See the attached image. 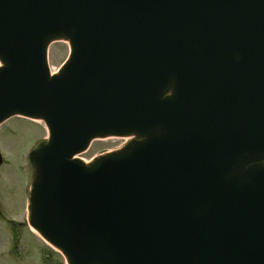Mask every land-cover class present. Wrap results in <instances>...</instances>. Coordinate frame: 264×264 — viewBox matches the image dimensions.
<instances>
[{"label": "water", "instance_id": "1", "mask_svg": "<svg viewBox=\"0 0 264 264\" xmlns=\"http://www.w3.org/2000/svg\"><path fill=\"white\" fill-rule=\"evenodd\" d=\"M0 63V123L47 127L29 222L68 264H264V0H0Z\"/></svg>", "mask_w": 264, "mask_h": 264}, {"label": "rangeland", "instance_id": "2", "mask_svg": "<svg viewBox=\"0 0 264 264\" xmlns=\"http://www.w3.org/2000/svg\"><path fill=\"white\" fill-rule=\"evenodd\" d=\"M67 53L68 45L63 41H56L50 45L48 50V63L50 71L56 72L58 70L63 60L66 58ZM45 136L46 131L41 121L37 122L20 117H12L0 125V152L3 153L8 165L10 164V166L7 168L6 174L18 182L17 184H13L12 187L26 188L29 186V184H31L32 176L30 179H28V183L26 185L22 183L19 184L21 178L23 177L20 175L17 166L19 167L20 165L21 171L23 172L26 154L37 144L38 141H41ZM129 141H131L130 137L95 139L90 142L88 148L85 151L77 155V159L82 161L84 164H89L92 160L104 153L121 149ZM31 171H29L30 174ZM25 172L26 170H24L23 173ZM4 174L5 173H1L0 177H4ZM23 181H25L24 178ZM11 190L13 191L15 188H11ZM25 233L28 235V232L25 231ZM32 238L33 241L29 240V244L31 245L32 249L37 252L38 249L36 246H43L38 240H36V238ZM13 262V260L8 259L6 256L3 257L2 261L0 260V264H15ZM63 263L65 264L64 260Z\"/></svg>", "mask_w": 264, "mask_h": 264}, {"label": "flooded vegetation", "instance_id": "3", "mask_svg": "<svg viewBox=\"0 0 264 264\" xmlns=\"http://www.w3.org/2000/svg\"><path fill=\"white\" fill-rule=\"evenodd\" d=\"M2 159L0 175L1 173L6 174L7 168L10 166L3 157ZM17 168L26 181L21 178L19 184L26 185L29 179L27 161L23 168V172L26 170L25 173L21 171L20 165ZM5 174L4 177H0V260L2 261L3 257L6 256L8 259L13 260L15 264H64L62 257L31 230L26 207L28 187H12L13 184L18 182L7 174L5 176ZM11 188H15V190L12 191ZM25 231L28 232V235ZM32 237L36 238L43 246H36L37 252L29 244V240L33 241Z\"/></svg>", "mask_w": 264, "mask_h": 264}, {"label": "bare ground", "instance_id": "4", "mask_svg": "<svg viewBox=\"0 0 264 264\" xmlns=\"http://www.w3.org/2000/svg\"><path fill=\"white\" fill-rule=\"evenodd\" d=\"M65 43V42H64ZM38 122V121H37ZM32 230V232L37 236V237H39L41 240H42V238L40 237V236H38L37 235V233L35 232V229H31ZM44 243H47L46 241H44V240H42ZM48 244V243H47ZM50 246V245H49ZM52 247V246H51ZM53 248V250L54 251H56V252H58V250L56 249V248H54V247H52Z\"/></svg>", "mask_w": 264, "mask_h": 264}]
</instances>
